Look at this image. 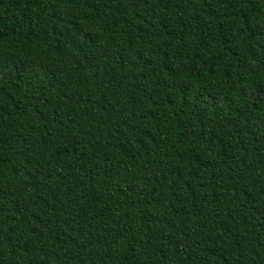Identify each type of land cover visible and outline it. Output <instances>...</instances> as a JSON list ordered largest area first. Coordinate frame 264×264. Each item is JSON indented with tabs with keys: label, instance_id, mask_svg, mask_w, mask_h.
<instances>
[{
	"label": "trees",
	"instance_id": "trees-1",
	"mask_svg": "<svg viewBox=\"0 0 264 264\" xmlns=\"http://www.w3.org/2000/svg\"><path fill=\"white\" fill-rule=\"evenodd\" d=\"M0 264H264V0H0Z\"/></svg>",
	"mask_w": 264,
	"mask_h": 264
}]
</instances>
